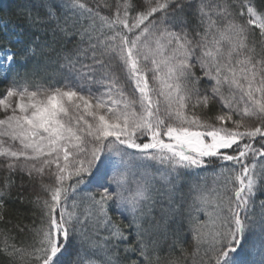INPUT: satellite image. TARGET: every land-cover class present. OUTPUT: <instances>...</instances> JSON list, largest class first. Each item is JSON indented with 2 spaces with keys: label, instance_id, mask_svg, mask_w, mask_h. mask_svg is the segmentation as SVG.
Returning a JSON list of instances; mask_svg holds the SVG:
<instances>
[{
  "label": "snow or ice",
  "instance_id": "6c2138e0",
  "mask_svg": "<svg viewBox=\"0 0 264 264\" xmlns=\"http://www.w3.org/2000/svg\"><path fill=\"white\" fill-rule=\"evenodd\" d=\"M17 14L31 38L0 46L3 264H264V0ZM9 203L31 223L7 227Z\"/></svg>",
  "mask_w": 264,
  "mask_h": 264
},
{
  "label": "trees",
  "instance_id": "16d2710c",
  "mask_svg": "<svg viewBox=\"0 0 264 264\" xmlns=\"http://www.w3.org/2000/svg\"><path fill=\"white\" fill-rule=\"evenodd\" d=\"M32 0H0V46L6 45L8 43V40L10 37H12L15 33H18L21 31V27L23 26L25 31V39L31 38V31L28 29L25 20L23 17L19 16L18 9L23 6H30ZM16 47H19V45H16ZM28 67H31V64L28 65ZM25 69H21V73L24 72ZM2 91V83L0 82V93ZM217 107H212V112L215 113L217 111ZM4 173L0 172V176H3ZM201 176H204V173L200 174ZM211 176H208L209 183L211 182ZM27 183V177H17L16 183L17 185L21 183ZM18 189H13L12 192V199H16ZM28 193H25L27 195ZM258 198H264V197H258ZM113 217H116L115 213H112ZM31 216L30 211L20 206L18 203H9L5 219L7 221H10L7 225V227H11L13 224H29L31 223V220L27 217ZM38 222V221H37ZM124 224H127V220L123 221ZM5 227L4 224L0 223V230H2ZM0 264H3L2 258H0Z\"/></svg>",
  "mask_w": 264,
  "mask_h": 264
},
{
  "label": "rangeland",
  "instance_id": "374dc122",
  "mask_svg": "<svg viewBox=\"0 0 264 264\" xmlns=\"http://www.w3.org/2000/svg\"><path fill=\"white\" fill-rule=\"evenodd\" d=\"M0 82L2 83V91H1V93H3L4 90L9 86V82L5 81V80H2V79H0ZM88 190H93V189H88Z\"/></svg>",
  "mask_w": 264,
  "mask_h": 264
}]
</instances>
